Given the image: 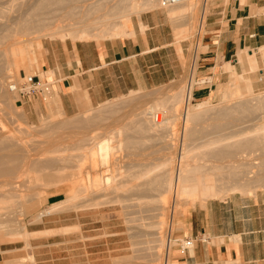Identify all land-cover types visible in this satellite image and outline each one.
Instances as JSON below:
<instances>
[{"label":"bare ground","instance_id":"6f19581e","mask_svg":"<svg viewBox=\"0 0 264 264\" xmlns=\"http://www.w3.org/2000/svg\"><path fill=\"white\" fill-rule=\"evenodd\" d=\"M190 1L193 0L173 2L170 0L168 2L164 0H92L91 2L89 0H0V90L5 82L14 81V84L6 83L7 92L0 91V101L7 97L9 100L14 99L8 94V90H15L17 77L20 76L21 71L25 72L24 78L37 77L27 75L25 47L21 45L22 43L26 42L31 51L40 45L42 37L64 39L67 36L71 40H88L128 36L131 31L125 34V30L130 17L133 15L137 17L140 13L152 9H162L169 21L173 20L175 24L172 23L177 27L175 39L179 41L188 38L190 31H193L194 25L186 27L184 23H179L180 19L186 18V15L194 9V4ZM106 2L110 5L108 9H105ZM205 11V6H202L201 18ZM96 12L99 14L95 15ZM77 13L80 15L77 16ZM195 26L201 28L202 19ZM198 32L200 31H197V34ZM199 44L195 48L201 45ZM192 56H195V52H192ZM259 60L264 61V42L257 48L237 50L236 63L240 72H236L234 66L228 63L223 68L227 72L228 81L224 90L220 91V99L222 102L231 101L233 105L230 104V107L241 108L234 111H243L242 107L248 105H250L249 112L264 108V92L256 93L253 88L255 80H252L254 73L259 70ZM263 79L264 76H261L257 80L264 83ZM201 82L202 80L198 81ZM186 84L184 88L178 87L175 93L165 99L151 97L147 102L134 104L126 114L129 120L125 123L111 120L110 128L106 130V126L92 125L104 121L106 116H111L116 112V108H121L122 103L106 108V115L98 113L89 116V111H86L82 114L83 117L61 123L55 122L56 124L52 123L54 117L52 114L49 115L47 122L41 118V124L44 126L53 125L52 135L40 143L39 149L41 148L40 154H44L43 158L31 157L28 154L32 149L30 150L27 143L22 141L23 138L26 141L25 136L6 135L4 130H0V178L4 177L1 184L5 188L4 193L8 195V199H0V209H10L13 199H21L30 207H26L24 211L31 215L33 222H39L43 215L50 213L72 210L78 214L89 209L99 210L103 205L112 208L119 205L124 208L132 200L139 203L155 202L164 212L167 203L170 202L168 198L171 197L174 206L178 205L175 211L173 209L175 207L172 206L174 211L173 214L171 213L172 218L175 213L180 214L184 207H192L196 203L204 206L209 199L223 200L233 192L254 196L256 189L259 188L264 191V174L259 168L240 170L238 166L242 163L233 160L235 152L232 150L245 147L250 154H264V121L255 128L254 135H246L245 144L239 140L241 137L238 141L222 137V140L200 144L197 146V152L201 158L195 160L190 157L193 153L189 150L188 139L197 131L202 116L210 113L228 116V111L231 110L217 109L215 105L210 104L209 99L191 104L189 101L193 88L192 79ZM14 100L18 101V99ZM17 103V106H20V101ZM179 103L180 106L185 103L181 112L176 107ZM179 115L181 121L178 125L181 123V128L176 135L172 125ZM229 122L230 120L223 121V123ZM221 123L214 120L210 126L214 125L213 128L217 129ZM130 127L152 133L153 138H157L162 145L165 144L170 148L176 146L175 154L169 153V157L158 165L142 169L139 173H126L121 165L115 166L118 164L115 157L117 152L129 147L130 140L125 135L130 131ZM94 166L105 169L92 175L88 173L89 171L85 172L86 168H94ZM47 168L55 174H42L41 171ZM17 169L21 170L15 173ZM27 170L39 173L28 176L29 178L26 176L27 181L35 184L37 181H39L37 183L47 181L48 185L55 181L59 184L66 181L63 198L48 204L46 210L37 209V203L40 200L45 201L48 194L43 195L41 188L38 191H31L23 187L22 176L27 174ZM163 212H160L159 216H164ZM147 227L152 230L145 233L149 238L143 240L144 246L142 247V242L141 246L132 242L134 249L130 247L131 254L122 259L132 261L131 259L138 258V261H144L141 264H161V262L166 264L170 246L174 241L169 236L171 227L166 228L165 217L159 218ZM73 228L75 229L76 226ZM67 229L69 227H62L61 230ZM32 235L22 223L15 231L4 232L0 229V237L21 238L25 245H28V239Z\"/></svg>","mask_w":264,"mask_h":264},{"label":"rangeland","instance_id":"374dc122","mask_svg":"<svg viewBox=\"0 0 264 264\" xmlns=\"http://www.w3.org/2000/svg\"><path fill=\"white\" fill-rule=\"evenodd\" d=\"M91 1L89 0V2ZM190 2L194 4V9L190 12L189 15L188 14L186 15V18L180 19L181 22L178 21L180 24L184 23L183 25H185L186 27L194 25L193 31H190L189 37L182 39L179 42V43L188 44V48H187L188 53L186 57L182 60L184 67V72L182 76L165 85L149 90L130 92L126 95H122L120 97L107 100L97 105L96 107H93L92 109L88 110L89 116L98 113L106 115L105 114L106 108L111 106L115 107L122 103L121 108H116L115 110L116 112L111 114V116L109 115L110 117L106 116L107 118L104 121H100L99 123L93 124L92 126H100V127L106 126L107 127L105 128L106 130L110 128L109 122L111 120L119 123H125V121L129 120L126 117V114L128 113V110L131 106L139 102L142 103L147 102L151 97H161L162 99H165L170 94L175 93L178 90V87L184 88L183 86L187 85L186 82L188 83V81L191 79L193 82V88L201 87V84L198 85V81L201 79L197 78L196 69H197V63L199 60L200 52L204 51V48L202 47L200 48V46L198 48H195V46H198L199 43L202 44V40H204V38L206 37L205 35L208 34V31H210V24L212 22L213 15H216L215 13H213L214 7L219 3L222 2L226 3L227 0H193ZM108 3L109 2H106L105 9L110 8V5ZM201 5L205 6V10H206L202 18L200 14L202 8ZM98 14L99 12H96L95 15ZM79 15L80 13H77V16ZM260 15H262L261 20L263 22V26H261L259 29L260 36L258 39L260 43L261 42L263 43L264 42V11H261ZM200 19H202V27L198 29V26L195 25H198ZM166 24L170 28V31L173 34L174 24L170 22L168 18L166 19ZM197 31H200L198 32L199 34H197ZM65 37L70 39V37L67 36ZM56 38L42 37L40 40L42 41L46 39H56ZM89 40L104 41L107 40V38L98 39V40L95 39H89ZM21 45L25 47V60H26V54L32 52L34 49H31L30 51L26 42L22 43ZM244 48H257V47H254V45L249 44L247 45V47ZM193 51H195V56L193 57L194 63L192 64L191 67ZM231 64L234 66L236 72H240V68L236 63V58L233 62H231ZM259 64H260L259 70L254 73L256 79L254 75L252 76V80H255L253 81L254 82L253 88L256 93L264 92L263 81L257 80L259 77L264 76V61L259 60ZM25 66L27 68L26 63ZM24 73L25 72L21 71V73L19 74L20 76L17 77L18 82L15 84L16 85L15 90L13 91L8 90V94L12 98L18 99V101H15L14 99L9 100L8 97H7L8 99L4 98L0 101V130L2 131L4 130L3 132L6 135L15 134L17 136L18 135L25 136L26 141L24 138L22 141L25 142V144L27 143L26 145L30 150L32 149L31 151H28L29 152L28 154H30L31 157L43 158L44 154H40L41 151V148L39 149L40 143L46 137L51 136L52 135L51 131L53 130L52 128L53 125L51 126L49 125L50 127L48 126L46 127L44 126V124H41V118L46 120L45 122H47L49 119V115L47 116V110L45 107L46 101H49L48 94L47 95L45 94L44 95L45 97L43 96V93L42 96L40 95L41 97L36 96V93L31 96L20 94L19 91L21 90V84L26 79L24 78L25 77ZM33 73L36 74L38 73V71L29 68L27 75H32ZM20 77L24 79H21ZM227 81H228V76H226L225 82L220 84L222 86L220 91L224 90L225 86L227 85ZM8 82L9 84L12 83L14 84V81H8ZM8 82H5L2 85L0 91L7 92L6 83ZM39 84L40 85L38 87L41 88H43V86L48 85L47 86L48 92L54 93L50 85L45 81H43L42 77H41V82ZM220 91L218 92V94H216V92L214 91L213 96L211 98H208L210 99V104L215 105L217 109L220 110L230 109L231 111H228V116H223L221 113L220 114L210 113L208 115L202 116L201 122L197 126V131L192 134L193 135L192 138L190 137L188 139L189 150L193 153L191 154L190 157L195 160H199V158H201V156H199L197 152L198 151L197 146H199L200 144L205 143L207 141H217L220 139L222 140V137L230 138L228 140L231 141H238V139L241 137V139L239 140H241L242 143L245 144L247 142L246 135L247 134L254 135L253 131L255 130V128H257V126L264 121V108L259 110H252V112H249L250 105H248L242 107L244 109L243 111H239V110L234 111L236 109H241V108L232 107V106L230 107V104H232L230 103L231 101L222 102L220 99ZM43 97L45 99H43ZM19 101H20V106H17L18 104L17 102ZM189 102L191 104H196L200 102L198 100L192 99V91ZM180 104L181 103H179L176 106L179 112H181L185 103H183L181 106ZM84 113L76 114L69 117H66L64 115H58V116L55 115L54 117H52L53 119L52 123L53 122L61 123L65 120L83 117L84 115L82 116V114ZM179 119H180V115L177 116L176 120L174 121V124L172 125V130L175 132V134L176 132L178 134L181 128V123H179L178 125V122L181 121ZM214 120L219 121L220 123L222 122L220 125H218L217 129L213 128L214 125L210 126L211 122ZM225 120H230V122L223 123V121ZM89 128L90 127H88V129ZM2 131L1 134L3 133ZM125 137L126 138L129 137L130 140L128 144L129 147L116 153L115 159H117L118 164H115V166L121 165L126 170V173L129 174L139 173L141 172L142 169L150 168L155 165H158L160 162H162L167 157H169L171 153L175 154L177 150L176 146L170 148L165 144L162 145L161 143H159V140L157 138H153L152 133L150 134L145 131L139 130L137 128L130 127V131L125 135ZM232 150L235 152L233 160L242 163L241 165L238 166L240 170L246 171L247 168H254V169L259 168L260 169L259 171L264 174L263 153L262 155L250 154L249 150L246 149L245 147L233 148ZM196 164L202 165V163H196ZM104 169L105 168L101 166L100 167L94 166V168H89V169L86 168L85 172L89 171L88 173L92 175L98 173V171L102 172L104 171ZM20 170L21 169H17L15 173L20 172ZM41 173L55 174V172L49 168L42 170ZM36 174L39 173H33L27 170V174L22 176L23 177L22 180L24 179L23 187L29 188L31 191L32 190L38 191L42 189L43 195L48 194L47 199L45 201L40 200L37 203L38 204L37 209L46 210L48 204L63 198L64 196L63 191L65 190L66 187L65 184L67 182L64 181L65 183H63L62 181V183L59 184L57 181H55V183H57L55 184L52 183L54 181H51L52 184L48 185L47 181L45 182L42 181L40 182L41 184L37 183L39 181H37L36 184L35 182L27 181L28 176H32ZM1 178H0V199L3 198L8 199V195L4 193L5 188L1 184V181L3 180L4 177L2 179ZM131 182L134 183L133 181ZM44 183H46L48 187H46ZM233 194L240 195L254 202H257L258 200L256 199V197L258 198L260 196L261 207L264 210V191L263 189L260 188L256 189L254 195L255 197L252 196L251 194L250 195L241 194L239 192H235L232 194L230 193L222 201L219 200L218 198L211 199L212 200L211 206L212 207L216 206L218 201L221 202L227 201L229 197L234 196ZM170 198H168L170 202L167 203L164 212L160 210L159 205L155 202H150L152 203L151 205L150 203H145V202L139 203V201L132 200L129 201L128 205L125 206L124 208H121L119 205L118 207L116 205L115 208L108 207V205H103L99 210L89 209L83 212H79L78 214H76L72 210L50 213L43 215L39 222H33L32 218L30 217L31 215L24 211L26 207L30 208L26 205L25 202H23L21 199H13L10 209L9 208L0 209V229L3 230L4 232L15 231L20 228V224L22 223L26 227V229L33 235L28 239V245H25V242H23L24 240H21V238L11 239L9 236L0 237V264H3L2 262H4V264H30V262L31 264H133V263L136 264L137 262L141 264L144 261L139 260L140 261L139 262L138 258H133L131 259L132 261H124V259L122 258L131 254L130 249L133 248L132 247L133 244L140 245V243L142 242L141 245L142 247L144 246L143 240L145 241L147 238H149L148 237L149 235H146L147 234L146 232L148 231L151 232L152 230V228H149L147 226L150 225L151 223L156 222L161 217L163 218L165 217L166 228L168 229L169 226L172 229L171 233H169V236L170 239L174 241H172L173 243L170 246V251L168 252L167 262H166V264H170V254L172 248L175 247L176 245H179L182 248L189 246L188 242L186 241H189V243H191L190 240H181L178 232L182 228V224L186 213H188V211L190 210L194 211V207L196 206V204L194 205L193 208L187 206L183 214L181 209L180 214L175 213L171 218V213L173 214V212L178 208V205L175 204L174 206V201L172 200V198L171 199ZM172 206H174L175 208H173ZM106 207L107 209H105ZM172 208L174 209V211ZM160 212H163L165 215L159 216ZM199 217H200L199 223L203 222L201 219V215ZM214 221L217 222L216 219H214ZM258 222L260 223L261 226H264V219L261 218L260 221H257V224ZM167 223L170 224L168 225ZM74 226H76L75 229L73 228ZM62 227H69V229L61 230ZM177 239H179L180 241H176ZM138 252H140V250ZM142 252L143 251H141L140 254H142ZM29 257H31V259H29ZM161 264H163V262H161Z\"/></svg>","mask_w":264,"mask_h":264},{"label":"crops","instance_id":"0c3cea01","mask_svg":"<svg viewBox=\"0 0 264 264\" xmlns=\"http://www.w3.org/2000/svg\"><path fill=\"white\" fill-rule=\"evenodd\" d=\"M261 11L264 0H227L214 7L216 15L200 45L204 51L200 52L196 76L202 82L198 83L201 87L192 88L193 100L207 101L214 91L218 94L227 76L223 68L235 60L238 49L262 44L258 39L263 26ZM133 16L125 30V34L131 31L127 37L40 40V45L26 54V72L37 70L32 75L39 83L42 77L54 91H44L43 86V96L48 94L49 99L47 116L84 113L107 100L153 89L182 76L188 44L175 39L177 27L174 25L172 34L165 12L152 9ZM36 96L41 97L39 93ZM256 199L235 194L214 207L211 199L204 206H190L194 211L186 213L178 234L191 243L182 250L179 245L173 247L170 264H264V226L257 224L264 219V210L260 196ZM184 211L185 207L182 214Z\"/></svg>","mask_w":264,"mask_h":264},{"label":"built area","instance_id":"2783aa9c","mask_svg":"<svg viewBox=\"0 0 264 264\" xmlns=\"http://www.w3.org/2000/svg\"><path fill=\"white\" fill-rule=\"evenodd\" d=\"M169 0H164V2H168ZM170 1H174V0H170ZM195 51H193L194 53ZM194 63L193 61V56H192V60H191V65ZM38 78L37 77H34V76H28L26 78V80L21 84V90L19 91L20 94H23V95H26V96H31L35 93H39L41 96H42V93H43V88L41 87H38ZM27 85H28V89L27 88ZM48 86V85H47ZM47 86L44 87V91L47 90ZM189 243V241H186ZM188 247V246H186ZM184 247V248H186ZM183 248L181 247V250Z\"/></svg>","mask_w":264,"mask_h":264}]
</instances>
